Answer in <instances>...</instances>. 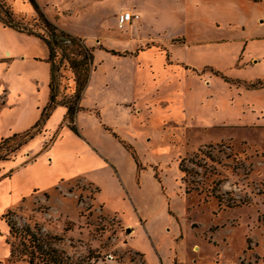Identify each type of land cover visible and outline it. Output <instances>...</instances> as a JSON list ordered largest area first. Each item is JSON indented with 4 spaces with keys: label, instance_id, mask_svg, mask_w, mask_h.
Returning a JSON list of instances; mask_svg holds the SVG:
<instances>
[{
    "label": "rangeland",
    "instance_id": "374dc122",
    "mask_svg": "<svg viewBox=\"0 0 264 264\" xmlns=\"http://www.w3.org/2000/svg\"><path fill=\"white\" fill-rule=\"evenodd\" d=\"M36 1L50 20L87 45V40L98 43L99 34L107 28L122 29L113 14L131 0ZM143 1L160 18L169 10L174 14L175 19L160 23L174 34L205 28L203 16L212 23L217 18L223 28L229 22L228 27L233 28L260 8L264 10V0H248L253 5L249 8L235 0ZM6 2L17 18L34 25L36 14L28 0ZM7 28L0 24V43L21 49L17 30ZM33 28L40 30V26ZM0 57L7 58L1 50ZM59 59L58 55L56 62ZM68 61L62 59L56 73L57 101L67 99L75 88L76 69ZM16 62L21 68L14 65V69L23 70L25 79L15 84L17 94L6 105H10L9 110L3 109L5 115L0 113V138L16 133L9 124L19 115L21 105L30 101V81L24 76L29 69L24 70L23 61ZM228 62H217L226 77L242 81L264 77V72L258 75L238 72L234 66L230 69ZM8 74L0 63V90L3 86L9 90L12 79ZM36 74L40 78L47 74L44 65ZM31 88L34 98L42 103L47 82L44 87ZM218 91L208 87L205 96H215ZM258 96L264 101V92ZM247 102L244 97H230L223 112L208 119L206 130L183 128L179 140L184 144L172 140L174 152L164 149L153 153V147L138 144V157L134 147L125 146L132 160L125 156L118 160L131 196L125 189L120 194L110 188L106 169L99 178L104 191L98 193L97 185L81 173L100 164L90 158L85 161L83 154L73 158L78 150L66 136L61 137L60 130L45 141H33L30 147L34 153H29L25 144L12 150L19 141L15 138L0 150V264H44L29 263L22 251L31 232L57 251L61 257L58 264H264V111L252 112ZM1 103L0 99V109L5 107ZM260 103L264 110V102ZM232 106L237 113L228 110ZM161 135L159 129L142 132L152 146L163 142ZM67 146L70 155L64 152ZM5 223L8 230L13 226V234L7 233ZM12 244L17 247L13 257L7 253Z\"/></svg>",
    "mask_w": 264,
    "mask_h": 264
},
{
    "label": "crops",
    "instance_id": "0c3cea01",
    "mask_svg": "<svg viewBox=\"0 0 264 264\" xmlns=\"http://www.w3.org/2000/svg\"><path fill=\"white\" fill-rule=\"evenodd\" d=\"M235 1L244 8L253 7L248 0ZM122 9L138 13L139 18L125 24L123 31L121 28L118 30L120 33L115 28H107L105 33L99 34L98 43L87 40V46L93 48L94 67L81 94L80 109L75 115L77 133L65 122L67 108L59 104L44 121L40 131L24 146L29 147V153H34L33 147H30L33 141L38 138L45 141L53 131L57 133L60 130L61 137L66 136L80 153L76 152L72 155L73 158L78 159L83 154L85 161L90 158L100 164L85 168L81 173L86 180L97 185L98 193L104 191L99 178L102 177L100 172L106 169L104 175L110 178V188L118 190L120 194L125 189L131 196L118 160L119 156L132 160L125 146L128 149L130 146L134 147L132 151L137 155L138 144L148 149L153 147V153L164 149L174 152L172 140L180 145L184 144L179 140L180 133L185 131L183 128L206 130L207 123L211 121L208 119L222 113L223 105L229 102L230 97H244L248 101V109L251 108L252 112L257 109L258 114L263 113L260 101H264L259 99L258 94L264 92V86L253 87L250 84L264 81V77L242 81L227 76V80L217 62L227 59L228 67H237L235 70L238 72H257L258 75L264 72V21H261L264 20V10L260 8L259 12L233 28L228 27L229 22L223 28L218 24L217 18L212 23L203 16L205 28H189L184 33L174 34L165 23L160 25L165 19H175L170 10L165 13L164 18H160L143 0H131L127 5L117 8L113 14L117 26V16ZM191 17L188 16V19ZM7 29L16 31L10 27ZM15 33L19 45L22 44L21 49L20 46H5L0 43L1 53L7 56L0 57V63L9 72L10 80L12 79L8 84L9 90L4 89L5 86L0 90L1 106H5L0 109V113L3 109L4 112L9 110L10 105H6L17 94L15 84L25 79L23 70L14 69V65L21 68L15 64L16 61H23L24 70L29 69L24 71V76L28 83L30 81V101L21 105L19 115L9 124L10 130L20 133L39 120L41 110L49 100L50 65L46 61L48 48L40 38L19 31ZM178 38H182V41H177ZM117 41L119 46L114 45ZM94 53L99 54V57L95 58ZM41 65L47 70L42 78L36 74ZM46 82L47 96H43L41 103V99L34 98L31 87H44ZM208 87L219 91L215 96L206 97ZM228 105L231 106L232 103ZM228 110L238 112L235 106ZM147 129L161 130L163 142L152 146L150 138L142 137V132ZM172 133H176V137ZM69 141L66 142L67 145ZM116 151L120 153L117 154ZM64 152L70 155L69 146ZM11 161L14 163L17 160ZM139 178L142 184L141 175ZM133 204L138 206L135 201ZM5 225L9 233L8 225Z\"/></svg>",
    "mask_w": 264,
    "mask_h": 264
},
{
    "label": "trees",
    "instance_id": "16d2710c",
    "mask_svg": "<svg viewBox=\"0 0 264 264\" xmlns=\"http://www.w3.org/2000/svg\"><path fill=\"white\" fill-rule=\"evenodd\" d=\"M28 1L36 14L33 18V20H35L34 25L32 24L29 26L23 21V17L17 18L6 0H0V23L19 32L34 35L40 38L47 46L49 53L46 61L50 65L49 100L43 107L39 120L24 132L14 133L11 136L3 138L0 141V150L4 147L7 148V144L15 140V138H19V141L12 150H15L33 138L34 135L40 131L44 121L48 118L52 110L59 104L67 108L65 119L67 120L69 128L77 133L74 117L80 109L79 100L87 84L90 71L94 67L93 48L87 46L80 37L69 33L50 20L36 0ZM34 26H40V30L33 28ZM58 55L60 59L56 62L55 58ZM65 58L69 60L70 66L76 69L75 88L67 99L57 101L56 92L58 86L56 82V73L60 69L62 59ZM250 86H264V82L260 81L250 84ZM9 226V232L13 234L15 230L12 225ZM49 245L50 244H47V241L43 237L31 232L28 236L27 243L23 244L22 251L28 255L29 263L43 262L44 264H58L61 262V257H59L56 254L57 251ZM13 247L12 244L11 250L9 251L11 257H13L15 249H17V247Z\"/></svg>",
    "mask_w": 264,
    "mask_h": 264
},
{
    "label": "built area",
    "instance_id": "2783aa9c",
    "mask_svg": "<svg viewBox=\"0 0 264 264\" xmlns=\"http://www.w3.org/2000/svg\"><path fill=\"white\" fill-rule=\"evenodd\" d=\"M139 18V14L129 9H123L118 13L117 21L118 27L122 28L125 24L129 23L133 19Z\"/></svg>",
    "mask_w": 264,
    "mask_h": 264
}]
</instances>
